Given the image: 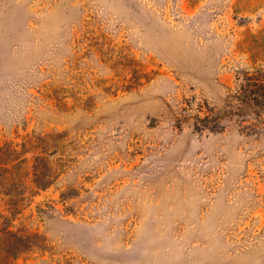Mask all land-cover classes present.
<instances>
[{"label": "rangeland", "instance_id": "rangeland-1", "mask_svg": "<svg viewBox=\"0 0 264 264\" xmlns=\"http://www.w3.org/2000/svg\"><path fill=\"white\" fill-rule=\"evenodd\" d=\"M0 264H264V0H0Z\"/></svg>", "mask_w": 264, "mask_h": 264}, {"label": "trees", "instance_id": "trees-1", "mask_svg": "<svg viewBox=\"0 0 264 264\" xmlns=\"http://www.w3.org/2000/svg\"><path fill=\"white\" fill-rule=\"evenodd\" d=\"M43 187H45V186H43Z\"/></svg>", "mask_w": 264, "mask_h": 264}]
</instances>
